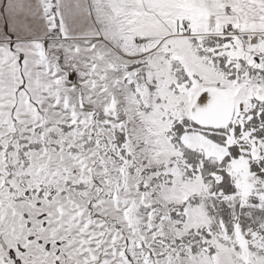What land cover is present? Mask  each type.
Segmentation results:
<instances>
[{
  "label": "snow or ice",
  "instance_id": "1",
  "mask_svg": "<svg viewBox=\"0 0 264 264\" xmlns=\"http://www.w3.org/2000/svg\"><path fill=\"white\" fill-rule=\"evenodd\" d=\"M0 264H264V0H0Z\"/></svg>",
  "mask_w": 264,
  "mask_h": 264
}]
</instances>
